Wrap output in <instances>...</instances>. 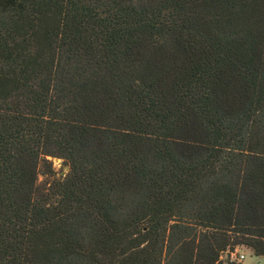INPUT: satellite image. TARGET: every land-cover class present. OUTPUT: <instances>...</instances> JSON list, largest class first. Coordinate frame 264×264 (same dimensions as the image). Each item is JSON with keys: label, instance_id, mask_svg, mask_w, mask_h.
Returning a JSON list of instances; mask_svg holds the SVG:
<instances>
[{"label": "trees", "instance_id": "1", "mask_svg": "<svg viewBox=\"0 0 264 264\" xmlns=\"http://www.w3.org/2000/svg\"><path fill=\"white\" fill-rule=\"evenodd\" d=\"M228 234L264 255V0H0V264H240Z\"/></svg>", "mask_w": 264, "mask_h": 264}, {"label": "rangeland", "instance_id": "2", "mask_svg": "<svg viewBox=\"0 0 264 264\" xmlns=\"http://www.w3.org/2000/svg\"><path fill=\"white\" fill-rule=\"evenodd\" d=\"M50 163L51 167L55 172V178H60L62 177L66 171L67 167L61 162V160L56 159V158H47ZM45 177L38 175L37 177V182L42 183L44 182ZM229 238V245L226 247V251H234L236 254H242L245 256L244 259V264H264V255L263 256H254L252 254V251L250 248L245 244L247 242L246 238H234V236L228 234ZM234 242H237L236 245H232ZM236 262V261H234ZM240 263L241 262H236Z\"/></svg>", "mask_w": 264, "mask_h": 264}, {"label": "built area", "instance_id": "3", "mask_svg": "<svg viewBox=\"0 0 264 264\" xmlns=\"http://www.w3.org/2000/svg\"><path fill=\"white\" fill-rule=\"evenodd\" d=\"M228 258L231 261L241 262L244 256L242 254H236V252L232 251L228 253Z\"/></svg>", "mask_w": 264, "mask_h": 264}, {"label": "crops", "instance_id": "4", "mask_svg": "<svg viewBox=\"0 0 264 264\" xmlns=\"http://www.w3.org/2000/svg\"><path fill=\"white\" fill-rule=\"evenodd\" d=\"M226 252H232V251H226ZM244 259H245V256H244L243 260L241 261V264H244Z\"/></svg>", "mask_w": 264, "mask_h": 264}]
</instances>
